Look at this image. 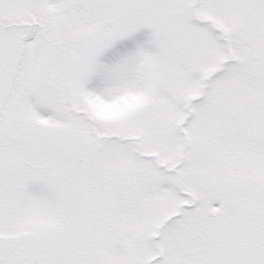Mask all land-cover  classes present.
Returning a JSON list of instances; mask_svg holds the SVG:
<instances>
[{"label": "snow or ice", "instance_id": "1", "mask_svg": "<svg viewBox=\"0 0 264 264\" xmlns=\"http://www.w3.org/2000/svg\"><path fill=\"white\" fill-rule=\"evenodd\" d=\"M0 264H264V0H0Z\"/></svg>", "mask_w": 264, "mask_h": 264}]
</instances>
